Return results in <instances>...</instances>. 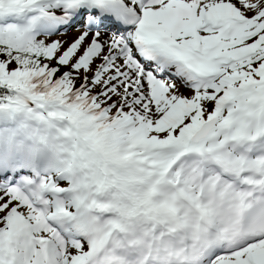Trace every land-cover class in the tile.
Segmentation results:
<instances>
[{
  "label": "snow or ice",
  "instance_id": "snow-or-ice-1",
  "mask_svg": "<svg viewBox=\"0 0 264 264\" xmlns=\"http://www.w3.org/2000/svg\"><path fill=\"white\" fill-rule=\"evenodd\" d=\"M0 264H264V0H0Z\"/></svg>",
  "mask_w": 264,
  "mask_h": 264
}]
</instances>
